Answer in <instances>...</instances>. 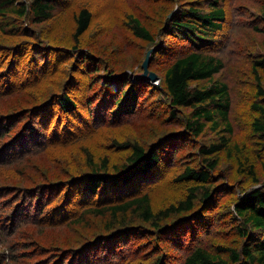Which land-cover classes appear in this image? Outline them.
<instances>
[{
	"label": "trees",
	"instance_id": "trees-1",
	"mask_svg": "<svg viewBox=\"0 0 264 264\" xmlns=\"http://www.w3.org/2000/svg\"><path fill=\"white\" fill-rule=\"evenodd\" d=\"M19 1L0 0V33L8 36L6 42H12H0V100L35 89L39 92L24 99L30 104L15 102L10 110L0 108V169L19 166L21 173L32 156L43 154V164L33 169L47 175L55 160L49 159L45 150L86 142L105 124H128L136 118L144 94L157 95L158 100L149 106L152 118L160 111L161 116H168L165 122L175 121L179 128L149 146L129 140L119 143L129 152L118 165H111L105 155L95 157L85 146L79 152L86 158L87 171H83L85 167L72 171L64 166L69 179L50 182L53 177L45 178L46 182L31 181L25 187L0 184V264H124L130 256L144 264H264V182L256 175V164L264 153V87L255 72L259 101L251 104L250 134L255 138L248 150V144L232 140L228 85L215 77L224 66L216 52L228 46L231 38L226 25L232 20L229 3L167 0L177 3L155 34L139 16L129 14L133 35L153 44L147 70L157 76L158 83L152 84L141 75L142 65L138 72L118 74L106 65L102 77V62L94 53L77 44L65 46L50 36L42 37L18 22L29 16L34 25H40L72 0ZM158 2L147 3L158 6ZM249 8L255 10L250 24L264 34V0ZM91 17L85 6L73 12L75 43L90 27ZM60 56H73L74 63L60 70ZM152 59L155 63L166 60L160 74L150 69ZM252 66L264 75V56L255 59ZM52 73L64 74L55 86L53 80L58 77L50 79ZM44 83L53 90L42 91ZM73 128L80 141H75ZM206 130L215 138L202 143ZM194 144L198 154H184ZM69 154L75 157L74 152ZM220 154L235 158L236 173L255 184L236 196L231 215L228 210L219 211L227 191H234L233 185L228 188L215 182L220 174ZM64 157L67 165L74 164ZM151 194L165 196L161 205L154 208ZM73 196L80 208L68 224L88 226L89 219L99 217L103 230L67 244L31 245L35 238L28 233L29 227L67 223L66 207ZM174 215L178 217L166 221ZM221 215L227 216L225 224L234 228L225 234L237 235L240 246H210L212 235L219 232ZM86 216L92 217L86 220Z\"/></svg>",
	"mask_w": 264,
	"mask_h": 264
},
{
	"label": "rangeland",
	"instance_id": "rangeland-1",
	"mask_svg": "<svg viewBox=\"0 0 264 264\" xmlns=\"http://www.w3.org/2000/svg\"><path fill=\"white\" fill-rule=\"evenodd\" d=\"M30 1L31 0H20L19 2L29 4ZM256 1L257 0H226V2L229 3L232 14V20L230 23L226 24L228 26V31H231V38L228 46H221L216 52V55L223 61L224 66L215 77L221 79L228 85L231 97L229 117L234 126L232 140L242 142L245 145L248 144V150L254 144L253 140L255 138L253 134H250V121L254 116V111L251 110V104L259 101V99L256 98L255 72L259 75L261 84L264 87V75L260 69L254 70L252 66L255 59L264 56V34L254 30L250 24L251 21L253 22L255 20V14H252L255 13V10H251L249 7L256 8ZM147 2H152V0H72L64 7L58 8L48 21L40 23V25H34L33 20H31L29 16L23 18V20H17L26 29H33L35 33L37 32L41 36L43 35L42 37L50 36L51 39L54 38V41H60L65 46L77 44L81 49L89 51L91 54L94 53L93 55L96 59L102 62L100 67H103L101 74L102 77H104V67L106 68L107 66L110 67L109 69H112L111 72L117 74L121 72L140 71L141 65L145 61L149 49H151L153 45L150 42L138 39L133 35L130 26L128 25L129 14L132 13L139 16L143 25L148 27L155 34L159 27H161L163 23L162 20L169 14V11L171 12L172 8L174 9V5L177 3L176 1L168 2L167 0H159L158 6H152ZM161 2L162 4H159ZM84 6L92 12L90 27L79 38L78 43H75L73 40L75 24L72 19V14ZM7 37L6 34L0 33V42L12 44L10 41L6 42ZM58 60L57 66L60 70H63L65 66L74 63L73 56H67L66 58L65 56H60L58 57ZM152 61L153 64L150 65V69L160 74L163 67H166V60L159 61V63H155V60L153 59ZM105 72L108 71L105 70ZM63 76L64 74L59 76L56 73H52L48 77L50 79L58 77L56 80H53L55 81V84L53 83L55 86L57 85L56 81L62 80ZM157 83V80L152 81V84ZM40 88H44L42 91H48L52 86H49V83H44ZM115 88L118 89L119 86H116ZM52 90L53 89L49 92ZM83 91H85V86ZM38 92L39 89H35L28 92L26 95L20 93L10 98L1 99L0 108L3 107L6 110H10L14 107L15 102H17V104H20V102L30 104V102L24 99L32 94H37ZM155 96L157 95L155 94ZM155 96L153 94H150L147 97L146 94L142 96V106L135 112L136 118H134L133 121H129L128 124L125 122H122V124L119 125L105 124L86 142L83 141L68 145L62 149L50 148V150H45L43 153L48 154L49 159L53 158L55 160H52L50 163L48 167L50 173H47V175H43V171L40 172L33 169L35 166H41L44 158H46V156L40 154L32 156L28 164H26L27 167L25 166L21 173H19V166L0 169V184H20L25 187L26 185L32 184L31 181L46 182L45 178L50 179L53 177L50 182L69 179L66 176V169L64 166L69 167L72 171L76 169L79 171L85 167V170L83 171H87L89 168L84 164L86 158L84 154L79 152L80 150H84L83 147L85 146L92 149L97 158L102 155L108 157L111 165L122 163L127 157L129 151L125 148L118 147L119 143L125 144L129 140L130 142L137 141L149 146L155 143L159 137L167 134L170 130L179 128V125H177L175 121L165 122L164 119H167L168 116L167 114L161 116L162 112L160 111L153 118L150 116L148 112L149 106L151 107V103L158 100ZM160 99L162 101L164 100L163 98ZM81 105H83L82 102ZM55 109L56 108H54V110ZM80 111L84 112V106H80ZM186 111L189 112V109H186ZM75 117L76 116H74V118ZM178 118L180 120V116ZM71 130L74 134H77V131L74 128ZM114 134L116 137L111 136ZM213 138H215L214 134L206 130L201 136L200 142L203 143L205 140H212ZM75 141H80L78 134L76 135ZM71 146L74 147L72 148ZM191 148L189 146L184 154H189L188 156L197 155L198 146L196 147V144H194ZM254 148L255 150L258 149V147ZM72 152H74V158L69 154ZM64 156H66L70 162H74V164L67 165V162H64ZM219 158L221 161L218 163L217 169L220 170V172H218V174H220L219 176H216L215 182H218L219 184L224 183L223 185H226L228 188H230L231 185L234 187V191H227L226 196L223 198V205L219 211H221L220 214H222L228 210V214H230L233 209L232 203L236 196L239 194L241 195L249 187L254 186L255 184L253 185L246 179V177L242 178L243 176H239L236 173L237 166L235 158L229 159L224 154H220ZM262 162H264V153L261 154L260 161L256 164V175L259 182H264V167ZM59 169L62 170L61 173L58 172ZM22 182L29 183L24 185L21 184ZM177 190L178 187L175 191ZM183 191L182 188L179 190V193ZM77 194H79V192H77ZM164 197L165 196L160 197L157 194L150 195L151 202L155 206L154 208L161 205L162 201H164ZM177 197V195L174 196L171 201L175 200ZM73 198L71 205L66 207V211L68 212L66 215L67 223H57L55 225L46 226V228L29 227L28 233L32 234L33 239L35 238V242L31 245H35L37 242H42L44 244L54 243V246H57L56 244L60 245V243L67 244L68 242L80 241L89 233L93 234L100 232L104 227V224L99 217H95L96 219H89L90 224L88 226H81L83 223L68 224L70 223L68 221L80 208L77 204V200L75 201L76 196H73ZM162 206L165 208V204ZM90 217L92 216H86V220ZM177 217L178 216L174 215L166 221H170L171 219L173 221ZM220 218L221 224L218 228L219 232L212 235L214 237L210 241V246L214 247L216 244L225 243L240 246L241 240L237 235L232 236L233 232L226 235L231 230H234L229 224H225L229 218L223 215H221ZM234 225L236 224H232V227H234ZM33 239H29L28 242H31ZM132 249L134 250V245L132 246ZM136 260V257L130 256L127 263L125 262L124 264H144L142 260L137 262ZM12 263L13 262H10V264Z\"/></svg>",
	"mask_w": 264,
	"mask_h": 264
},
{
	"label": "water",
	"instance_id": "water-1",
	"mask_svg": "<svg viewBox=\"0 0 264 264\" xmlns=\"http://www.w3.org/2000/svg\"><path fill=\"white\" fill-rule=\"evenodd\" d=\"M148 61H149V53L145 59V61L143 62L142 64V67H143V72L141 73L142 76H145L147 78H149L151 81H156L157 80V76L154 74V73H151V72H148L147 71V64H148Z\"/></svg>",
	"mask_w": 264,
	"mask_h": 264
},
{
	"label": "bare ground",
	"instance_id": "bare-ground-1",
	"mask_svg": "<svg viewBox=\"0 0 264 264\" xmlns=\"http://www.w3.org/2000/svg\"><path fill=\"white\" fill-rule=\"evenodd\" d=\"M92 102H93V101H92ZM92 106H93V105H92ZM118 147H119V146H118ZM118 149H119V148H118ZM122 154H123V152H122ZM32 194H33V193H32ZM24 197H25V196H24ZM25 202H26V201H25ZM134 214H135V213H134ZM154 261H155V260H154ZM154 261H153V262H154ZM146 264H147V263H146ZM149 264H150V263H149Z\"/></svg>",
	"mask_w": 264,
	"mask_h": 264
}]
</instances>
